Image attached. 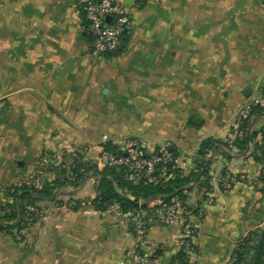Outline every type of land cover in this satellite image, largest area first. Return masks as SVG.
Returning a JSON list of instances; mask_svg holds the SVG:
<instances>
[{
    "label": "crops",
    "instance_id": "crops-1",
    "mask_svg": "<svg viewBox=\"0 0 264 264\" xmlns=\"http://www.w3.org/2000/svg\"><path fill=\"white\" fill-rule=\"evenodd\" d=\"M84 1L0 0V203L27 177L58 178L57 167L72 163L65 147L94 159L106 142L135 138L150 156L168 143L191 169L200 143L226 140L241 108L264 91V0H135L112 57L93 52ZM263 127L259 114L251 131ZM253 149L212 155L214 176L243 179L214 188L203 212H194L198 189L187 193L196 231L189 264H229L244 238L264 231ZM96 189L87 177L39 202L22 234L0 232V264H131L134 218L117 206L96 210ZM182 230L152 224L156 264H175Z\"/></svg>",
    "mask_w": 264,
    "mask_h": 264
},
{
    "label": "trees",
    "instance_id": "trees-1",
    "mask_svg": "<svg viewBox=\"0 0 264 264\" xmlns=\"http://www.w3.org/2000/svg\"><path fill=\"white\" fill-rule=\"evenodd\" d=\"M140 3L143 7L146 0H140ZM126 39L127 33L124 34L118 50L104 56L112 57L119 54ZM259 114L264 115V109L254 108L249 118L240 123V135L232 145L214 137L204 139L191 158L189 164L192 165L191 169L180 170L176 167L175 160L181 156L171 147L169 161L156 165L155 174L158 176V182L155 184L130 181L129 173L124 168H98L84 160H72L69 166L72 179L67 176L66 169L59 166L57 167L59 177L51 182L44 181L40 187L29 184L11 186L5 190L8 201L0 203V232L22 233L38 216L37 213L29 211L28 207L37 208L39 202L54 198L58 191L66 187L79 186L87 177L96 180L97 197L92 203L100 212L117 206L122 214L131 218L135 217L140 208L147 209L150 215H154L157 206L151 207V203L159 200L170 203L174 199L181 200L190 211L191 208L186 204L187 193L193 189H198L201 194L199 206L194 211L199 212L213 184L212 155L222 153L230 158L233 147L244 152L252 142H254L252 156L263 166L259 182L264 184V127L259 131H251L252 120ZM103 149L105 152L116 153L119 146L113 142H106ZM77 208L78 206L75 207ZM189 254L184 247L180 248L174 263L189 264ZM229 264H264V231L260 235L252 232L244 238L237 245Z\"/></svg>",
    "mask_w": 264,
    "mask_h": 264
},
{
    "label": "built area",
    "instance_id": "built-area-1",
    "mask_svg": "<svg viewBox=\"0 0 264 264\" xmlns=\"http://www.w3.org/2000/svg\"><path fill=\"white\" fill-rule=\"evenodd\" d=\"M83 14L84 31L90 39L93 52L98 55H105L117 51L121 46L124 34L128 32L131 26L129 6L125 5L123 0H85ZM254 108L264 109V91L254 96L249 103L241 108L225 140L230 145L240 135V123L249 118ZM118 146L119 149L116 153L103 151L100 156L94 159H89L87 151L84 149L72 147H65V149L72 160H84L98 168H124L129 173L128 179L130 181L136 183L145 181L152 184L158 182V176L155 174L156 165L169 161L170 144H165L157 154L152 156L145 152L142 142L135 138H126ZM41 162L46 166L53 164L48 155L42 157ZM70 165H63V167L67 171V176L72 179ZM175 165L180 170H188L184 158L176 159ZM242 179V177L237 178L230 173L223 174L220 178L215 175L212 188L202 202L201 211L203 212L205 208L214 203V188L229 190ZM42 183L40 177H27L19 185L29 184L40 187ZM153 206H157L154 215H150L147 209L140 208L134 217V243L127 252V259L131 264H156L149 238V230L154 222L160 226H182L180 248L184 247L189 253L193 249L196 231L191 223V212L186 209L183 202L179 199H174L170 203L159 200L151 203V207ZM28 210L37 214L40 213L35 207H28Z\"/></svg>",
    "mask_w": 264,
    "mask_h": 264
},
{
    "label": "water",
    "instance_id": "water-1",
    "mask_svg": "<svg viewBox=\"0 0 264 264\" xmlns=\"http://www.w3.org/2000/svg\"><path fill=\"white\" fill-rule=\"evenodd\" d=\"M124 4L127 5V6H132L135 2V0H123ZM197 119H195V122H196ZM208 165V164H207ZM224 174V170L221 171L220 175H223Z\"/></svg>",
    "mask_w": 264,
    "mask_h": 264
},
{
    "label": "rangeland",
    "instance_id": "rangeland-1",
    "mask_svg": "<svg viewBox=\"0 0 264 264\" xmlns=\"http://www.w3.org/2000/svg\"><path fill=\"white\" fill-rule=\"evenodd\" d=\"M14 233H15V235H17V236L20 235V234H22V233H18V232H14Z\"/></svg>",
    "mask_w": 264,
    "mask_h": 264
}]
</instances>
